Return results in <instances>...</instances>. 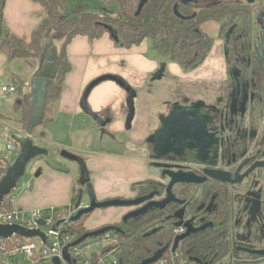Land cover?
Instances as JSON below:
<instances>
[{"label": "crops", "instance_id": "0c3cea01", "mask_svg": "<svg viewBox=\"0 0 264 264\" xmlns=\"http://www.w3.org/2000/svg\"><path fill=\"white\" fill-rule=\"evenodd\" d=\"M88 1L92 0H67L66 9H101L97 2L98 8H95ZM42 12L39 4L32 0H0V34L7 31L29 42L30 34L38 25ZM150 48L151 42L146 43L145 40L130 49L116 47L107 34L93 41L80 35L73 37L65 50L71 70L63 81V89L57 102L49 111V116H53L52 121L44 131L31 136L33 142L45 148L48 154L47 157L32 161V173L40 168V176L34 178L32 174L19 181L17 191L12 196L16 208L29 211L63 207L71 203L72 196L77 194L79 189L82 188L86 192V187L78 184L80 170L77 164L61 158L59 152L62 150L83 158L89 171V183L98 201L134 199L141 186L146 187L148 183L156 181L146 141L156 127L151 124L152 110H160L159 104L163 102L159 99L166 92H161V88L156 89V82L149 79L161 63V59ZM212 48L203 63L190 72L183 71L178 64L165 63L166 68L169 67V80L172 79L175 85H178L176 89L182 87L199 94L198 89L202 82L222 78L225 62L220 42H216ZM16 61H9L0 51V88L2 85H13L12 82L18 78L22 79L21 74L25 69ZM26 72L30 74L31 79L33 72ZM103 75L121 77L136 92L135 114L129 130L124 124L127 95L113 81L104 80L93 87L87 99L90 111L103 114L106 110L109 113V122L104 129L80 109L79 103L84 89L92 80ZM24 84L23 93H30L31 85ZM172 93H175V90ZM168 99L171 98L167 96ZM7 100H10L11 112L18 99L14 94L0 98V124L5 121L9 126V129L0 128V143L11 140L8 137L11 133L15 137H23L26 134L19 125L9 120L10 117L5 113L8 108L1 110L2 104ZM99 131L109 134V138H99ZM84 194L87 193L82 192L81 199ZM83 200V206L88 205L86 200ZM106 209V212L95 214L92 218L89 216L84 227L94 231L108 225L115 226L129 210L123 206Z\"/></svg>", "mask_w": 264, "mask_h": 264}, {"label": "trees", "instance_id": "16d2710c", "mask_svg": "<svg viewBox=\"0 0 264 264\" xmlns=\"http://www.w3.org/2000/svg\"><path fill=\"white\" fill-rule=\"evenodd\" d=\"M32 1L39 4L43 12L38 25L30 34L29 42L21 40L7 31L0 34V51L7 56L8 60H20L31 68L33 65L31 62H37L42 45L46 40L51 39L52 46H56L57 74L46 89L44 118L33 129L31 136L44 131L52 121L53 116H49L50 110L46 112L47 105L57 102L63 89V81L71 70L65 50L74 36L88 37L90 41L98 40L103 34L109 36L106 27H110L118 38L117 42L113 41L114 45L123 49H130L149 38L151 40L150 49L157 57L177 63L183 71L190 72L202 64L201 62L212 49V38L201 31V25L208 22L217 23L219 25L218 32L222 33L227 27L237 23V30L230 41L233 58L238 51L235 50L236 43L232 40L241 35L240 32L244 27V31L249 33L251 23L248 11L245 10L249 4H247L248 6L240 3L227 4L222 0H198L197 5L193 3L181 4L179 0H147L139 14L136 12L140 0H92L100 5L101 9L98 11L91 9L68 11L66 9L67 0ZM175 5H177V11L181 17L188 18L193 14L195 16L190 20L179 18L173 12ZM12 84L16 90L15 97L21 99L20 103L14 105L15 113L20 114V117L17 116L14 119L16 120L14 124L19 125L26 133L29 118V92L23 93L22 89L25 84L20 78L13 81ZM97 115L105 119L109 113L105 110L103 114ZM9 120L11 119L9 118ZM9 141L13 144V150L18 152V144L12 140ZM5 156L6 152L0 151V180L11 164V157L6 158ZM152 184L151 182L146 187L145 185L141 186L138 189V194L142 195L151 191ZM16 191L14 190L4 198L0 211L12 207L10 198ZM76 196L77 194L72 196V204H76ZM218 202L220 206L226 205V199H219ZM89 215H82L79 221L71 226L69 233L74 236L75 241L89 232L84 227ZM158 218L159 211L153 210L137 220H129L121 226L116 225L123 231V234L114 233L122 242V246L116 252L119 264H139L152 257L160 247L173 244L174 226L168 224L167 227L154 228ZM227 222L226 219L220 224L224 226L228 224ZM153 229L156 231L151 233ZM218 231L211 229L208 232L182 239L177 247L179 254L184 257L199 258L202 262L200 264H208V261L224 263L223 259L229 253L231 246L234 245V240L231 239L227 231L226 234H221ZM14 239L1 241L0 250L13 247ZM232 250L235 256H241V253L236 252L234 248Z\"/></svg>", "mask_w": 264, "mask_h": 264}, {"label": "flooded vegetation", "instance_id": "af4514ba", "mask_svg": "<svg viewBox=\"0 0 264 264\" xmlns=\"http://www.w3.org/2000/svg\"><path fill=\"white\" fill-rule=\"evenodd\" d=\"M261 11L263 12L261 9L258 13ZM233 25L235 27L228 42H226V32ZM233 25L227 27L222 34L217 29L218 40L214 42L212 40V47L216 42H220L221 54L225 62L222 78L202 82L198 89L199 96L197 98L193 97V92H189L185 88L187 94L180 96L179 93H176L179 92L178 89L175 88L174 99L163 100L160 107V110L162 109L160 116L165 117L174 109L173 104L175 103L187 106L198 101L197 108L194 110L198 109L201 117L200 121L196 122L203 127L201 140H198L194 132H190L193 130V126L186 123V128H189L186 135L191 140L184 141L183 137L179 138L173 148L178 157L168 154L163 158L155 159L153 146L148 144L151 166L155 162L166 164L169 168L152 166L157 170V179L152 181L151 191L142 195L137 194V196L156 192L152 200H164L169 181L166 176L168 172L181 170L190 173L194 179H203V182L193 185L180 183L172 186V195L182 202H180L181 204H167L163 209H152V211H159V218L154 224V228L167 227L168 224L173 226L177 220L173 219L172 215L182 211L184 212L183 220L192 219L194 228L207 225L203 231L198 233H205L211 229L219 230L218 232L221 234L228 232L231 239L234 240V245L231 246L222 264H229L230 258L235 256L232 252L233 248L236 252L241 253L240 257L244 259L242 264H264V256L249 253V251H264V240L259 238V229L264 237V169H253L242 183L235 185L222 183L212 178L213 175L221 173H237L239 176L246 172L253 165V162L264 163V50L263 53L258 51V48L262 49L263 32L255 18L250 23L249 33L244 31V27L240 32L241 35L232 40L236 43L234 45L235 50L238 51L232 58L233 48L230 47V41L237 30V23ZM229 58L231 60H228ZM174 86L177 87L178 85ZM159 122L160 119L150 134L160 128ZM179 124L170 122L171 130L178 129ZM198 157L202 161H199ZM244 162H246L245 165H243ZM178 167H181L180 170ZM238 176L236 175L237 178ZM254 181L259 182L255 188L251 185ZM243 183H245L244 187ZM248 191H251V195L248 197L251 204L256 200L254 193L259 191L261 198L259 199L258 210L255 204L250 212L249 208L245 209L244 196ZM219 199H226L224 207L219 205ZM143 205L145 203L137 205V207H127L129 208L127 212L135 211ZM152 211H148L145 215L137 218L144 217ZM248 215L253 219L258 217L254 229L256 233L258 229L257 239L253 237V243H249L247 240L239 243L236 236L241 232L242 239L244 238L246 234L244 222ZM226 219L228 224L222 226L220 223ZM128 221L122 222L121 219L118 226ZM176 230L174 227V236H176ZM254 235L256 237V234ZM208 264H218V261L214 263L208 261Z\"/></svg>", "mask_w": 264, "mask_h": 264}, {"label": "water", "instance_id": "95a60500", "mask_svg": "<svg viewBox=\"0 0 264 264\" xmlns=\"http://www.w3.org/2000/svg\"><path fill=\"white\" fill-rule=\"evenodd\" d=\"M147 0H140L138 3V9L136 14H139L141 9L143 8V5L145 4ZM181 4H189L193 3L195 5L198 4V0H179ZM246 3L249 5L255 4V0H246ZM174 15L178 16L179 18L183 20H190L195 16V14L191 15L188 18L181 17V15L177 11V5H175L173 9ZM264 14L261 11L256 16V20L260 24L261 30H262V36L263 41L261 44V48H258V51L263 53L264 50ZM235 25L230 27L225 35V40L228 42L230 35L232 34V31L234 29ZM109 37L114 42H117L118 38L116 37V33L113 29L110 27H106ZM57 59L58 55L56 53V48L52 46V40L48 39L44 42L42 45V50L40 52V56L37 59V69L33 73L30 83V93H29V118L26 125V134L23 137L14 138V143L18 144V152L15 156V159L10 164V166L5 170V173L3 177L0 180V207L3 204V200L6 196H8L11 192L16 190L19 184V181L25 176V169L26 167L37 158L41 157H47L48 151L45 148L40 147L39 145L35 144L33 142V139L31 137L33 129L38 126L42 119L44 118V107L46 102V89L51 84V81H53L57 74ZM160 67L158 71L152 76V81H160L164 71L166 69V64L164 62L159 64ZM104 80L113 81L119 87H121L127 97H126V117H125V128L129 130L132 126V121L135 114L134 109V99L137 96L134 89H132L125 80H123L121 77H117L114 75H103L101 77H98L92 82L89 83V85L84 89L82 93V97L80 99V109L89 117L93 119V121L100 126L101 129H104L106 124L109 122V119L100 118L96 113L93 111H90L87 106V99L89 92L93 87L98 85L101 82H104ZM175 105V106H174ZM198 101L192 102L191 104L187 106L177 105L176 103L173 104V110L167 115V116H161L160 118V128H158L155 132L149 134L147 137V143L152 144L153 146V153L155 159H160L165 157L168 154H172L174 156L178 157V154L174 151L175 144L179 141V138L183 137L184 141L191 140L186 134L188 133V129L186 128V123L193 126V130L190 131L191 133L194 132L196 134V137H198V140H201V134H202V126L196 124L197 121H200V113L198 109L195 111L194 109L197 108ZM170 122H176L180 123L178 129L171 130ZM176 130V131H175ZM187 132V133H186ZM59 156L62 158H65L71 162H74L78 166L79 171V177H78V184L81 187H86V192L88 195L89 203L85 207H82L78 209V212L74 217L71 218V221L77 222L79 221L80 217L82 215H87L92 213L95 209H106L108 207H137V205H141L145 203L142 207L138 208L135 211L129 212L126 215L123 216L122 222H126L129 219H136L138 216H143L148 211H152V209H163L167 204L170 203H176L179 204L182 201H178L175 199V197L171 193V188L175 184H188L193 185L195 183H201L203 182V179H194L193 176L190 173L183 172L180 170L181 167H178L180 171L178 172H168L166 173V176L169 178L168 184L166 186L165 191V199L162 201H155L152 200L153 195L156 194V192H151L148 195L144 196H137V198L134 199H110L107 201H98L95 199L92 186L89 183V171L86 169L85 162L82 157L79 155H73L69 153L66 150H62L59 152ZM199 161H202L200 157H198ZM246 162L243 163L245 165ZM153 167H161V168H169L168 165L163 164H157L155 162L152 163ZM253 169H264V163L255 161L253 162V165L242 175H239L237 173L229 174V173H221V174H215L212 176L213 179L218 180L222 183L226 182L232 185L242 183L245 178L250 174V172L253 171ZM36 172L33 173L34 178L41 175L40 168H37L35 170ZM238 176V178L236 177ZM258 181H254L251 183L252 187L255 188L258 185ZM82 188L78 190L76 199L77 202L75 204L76 208L80 205L81 202V196H82ZM251 191L246 192V195L244 196L245 201V209L249 208V212L253 209L252 207L254 204L257 207L260 205L259 199L261 198V195L259 194V191L254 193V196L256 197V200L254 203L251 204V201H249L248 197H250ZM181 204V203H180ZM171 218V217H170ZM173 219H176L177 221L173 223V226L176 229H183L182 234L176 235L173 237V244L165 245L163 247H160L158 250H156L152 257L141 261L139 264H153V262H156L157 260L161 259L168 250L174 252L178 244L182 241V239L189 237L191 235H195L198 232L203 231L206 226H200L194 228V225L192 224V219L183 220L184 218V212L179 211L177 213H174L172 215ZM139 219V218H137ZM136 219V220H137ZM257 219L258 217H255L254 219L251 218L249 215L247 219L245 220V229L246 234L244 238L242 239L241 232L238 233L236 236L239 243L241 241H249V243H253L254 238L257 239L258 235V229L257 233L254 232L255 225H257ZM42 222L39 221V224ZM55 228V227H54ZM108 231H113L115 233L123 234V231L121 228L116 227L114 225H108L104 227H100L98 229H95L94 231H89L85 233L83 236L79 237L78 240L73 242L74 245H79L82 241L86 239H91L96 236L102 235L104 233H108ZM156 229H153L151 233H154ZM256 234V237L255 235ZM24 237L28 239H33L35 237L40 238L44 244H47L49 247L51 246L48 244V241L46 237L43 235V233L40 230H28L23 227H18L16 225H0V240L6 241L8 239H11L13 237ZM254 237V238H253ZM241 238V239H240ZM259 238L260 240H264V237L262 236V231L259 229ZM67 248L65 247L62 251L63 258L67 260L69 264H75L74 260L70 258V256L67 253ZM249 253H252L254 255H260L264 256V251H249ZM193 262L196 264L202 263L199 258H191ZM53 264H60L59 260L56 258H53Z\"/></svg>", "mask_w": 264, "mask_h": 264}, {"label": "built area", "instance_id": "2783aa9c", "mask_svg": "<svg viewBox=\"0 0 264 264\" xmlns=\"http://www.w3.org/2000/svg\"><path fill=\"white\" fill-rule=\"evenodd\" d=\"M15 91L13 85H2L0 98L14 94ZM11 150H13V144L10 141L0 143V151L6 152V158L9 157ZM31 165L32 162L25 169L26 176L33 174ZM10 202L12 203L10 209L5 208L0 211V225L9 224L28 230H40L51 246L44 244L38 237L28 239L15 236L11 238H15L12 241L13 247L0 250V264H6L10 259L16 260L17 257H22L30 264H53V258L58 259L60 264H69L62 255L65 247H68L67 253L75 264H119L116 252L122 246V242L114 235L113 231L86 239L79 245L73 244L74 236L69 233V230L75 222L71 221V218L76 215L78 209L82 208V200L78 208L75 204L70 203L58 208L49 207L29 211L16 208L13 205L12 197ZM39 221L42 223L39 224ZM182 231L183 229H177L175 234L178 235ZM168 251V255L163 254L164 256L153 264H196L191 258L181 256L177 249L174 252ZM243 262V257L232 256L229 264H242Z\"/></svg>", "mask_w": 264, "mask_h": 264}, {"label": "rangeland", "instance_id": "374dc122", "mask_svg": "<svg viewBox=\"0 0 264 264\" xmlns=\"http://www.w3.org/2000/svg\"><path fill=\"white\" fill-rule=\"evenodd\" d=\"M91 5H93L95 8L97 7L98 8V4L96 3V2H92V1H88ZM222 2H225V3H227V4H233V3H240V4H242V5H247V3H246V1L245 0H222ZM248 6V5H247ZM88 7L89 8H92L91 6H89L88 5ZM263 8H264V0H255V4H253V5H249L245 10H247L248 11V17L250 18L249 20H251V22L256 18L255 16H256V14L262 9L263 10ZM93 9V8H92ZM218 27H219V25L217 24V23H212V22H208V23H205V24H203V25H201L200 26V29H201V31L203 32V33H206L207 35H209V37H211L212 38V40H213V42L214 41H217L218 40V33H217V29H218ZM222 34V33H221ZM220 35V34H219ZM145 42L146 43H149V42H151V40L149 39V38H147L146 40H145ZM56 47V46H55ZM161 59V63L162 62H164V63H166L167 62V64H175V63H173V62H170V61H167L166 59H164V58H160ZM17 63H19V65H21V66H23L24 68L23 69H25L24 70V72L21 74L22 75V79L24 80V83H27L28 85L30 84L31 85V83H29L30 81V77H29V75L30 74H28L26 71L28 70V71H32L33 73L36 71V67H37V62L36 61H32L31 62V64H33L32 65V68H31V66L29 67V66H26L22 61H20V60H17L16 61ZM177 64V63H176ZM179 65V64H178ZM34 66V67H33ZM181 68V67H180ZM168 70H169V67L168 68H166L165 69V71H164V74H163V76H162V78H161V80L160 81H155L156 83H155V88L156 89H158V88H161V92L162 91H165L166 93H165V95H163V97H161L159 100L160 101H162L163 102V100L164 99H166L167 100V96L169 97V98H171V99H174V97H175V93H172V91L174 92V90H175V83H174V81L171 79V80H169V78H168ZM183 70V69H182ZM158 71V69H156L155 71H153L152 73H151V76H150V78L149 79H151L152 78V76L156 73ZM173 81V82H172ZM29 85V86H30ZM179 89V88H178ZM179 92H176V93H179L180 94V96L181 95H185V94H187V91L185 90V89H183L182 87H180V89L178 90ZM199 96V94H193V97H195V98H197ZM18 100H17V102L19 103V102H21V99L20 98H17ZM169 100V99H168ZM16 102V103H17ZM161 104H159V106H160ZM52 106H53V103H51V104H48L47 105V109H46V112H48L51 108H52ZM10 100H7L5 103H3L2 104V108H1V110H3L4 108H8L6 111H5V113H7V115L10 117V119H11V121H16V120H14L15 118H17V116L18 117H20V114L19 113H15V111L13 110V111H11L10 112ZM162 114V109L161 110H152V113H151V124L152 125H154V126H157L158 125V121H159V119H160V115ZM10 121V122H11ZM3 127H7V129H9V126L5 123V121H3L1 124H0V128H3ZM2 130V129H1ZM12 131L10 130V133H11ZM99 138L101 137V138H103V139H108L109 137V134H107V133H101L100 131L98 132V135H97ZM8 137H10V139L12 140V141H14V138H17V137H15V136H13L12 135V133H11V135H9ZM107 146V145H106ZM147 147V146H146ZM106 147H104V149H105ZM147 151H148V148H147ZM16 154H17V151L16 152H11V154H10V157H11V163L13 162V160L15 159V156H16ZM151 169H152V172L153 173H157V170L155 169V168H153V167H151ZM28 176H24L22 179H25V178H27ZM21 179V180H22ZM153 185V184H152ZM243 185V187L245 186V183H243L242 184ZM153 187V186H152ZM151 190V189H150ZM82 199H84V200H86V202L87 203H89V199H88V196H87V194H84L83 195V198ZM83 200V201H84ZM81 207H84V206H81ZM109 208V210H112V209H110V208H114V207H108ZM116 208V207H115ZM106 210L107 209H95L93 212H92V214L90 213V217L89 218H92V216H94L95 214H98V213H104V212H106ZM87 220V219H86ZM118 225V224H117ZM169 252V251H168ZM168 252H166L167 253V255H168ZM6 264H30L27 260H25V259H23L22 257L20 258V257H17L16 258V260H14V259H10V260H7V262H6Z\"/></svg>", "mask_w": 264, "mask_h": 264}]
</instances>
